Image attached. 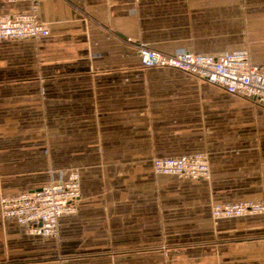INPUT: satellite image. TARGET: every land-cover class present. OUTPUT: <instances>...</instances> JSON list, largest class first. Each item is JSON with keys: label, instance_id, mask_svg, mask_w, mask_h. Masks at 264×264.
Instances as JSON below:
<instances>
[{"label": "crops", "instance_id": "obj_1", "mask_svg": "<svg viewBox=\"0 0 264 264\" xmlns=\"http://www.w3.org/2000/svg\"><path fill=\"white\" fill-rule=\"evenodd\" d=\"M39 38L0 40V197L80 175L56 238L0 215V264H264V105L173 68L142 67L127 38L169 54L248 48L264 64V0H0ZM205 152L211 177L157 174L155 157ZM172 246L164 258L161 245Z\"/></svg>", "mask_w": 264, "mask_h": 264}, {"label": "built area", "instance_id": "obj_2", "mask_svg": "<svg viewBox=\"0 0 264 264\" xmlns=\"http://www.w3.org/2000/svg\"><path fill=\"white\" fill-rule=\"evenodd\" d=\"M49 34L47 25L33 13L0 15V40L39 38ZM136 50L139 62L146 68H173L199 80L219 86L264 105V64L252 61L248 48L228 50L219 56L185 51L164 53L142 41L127 38ZM153 170L157 174L189 179L211 177L208 155L205 152L179 156L155 157ZM80 196V175L71 170L66 180L50 182L42 187L0 197V215L14 219L32 235L53 237L58 233V219L76 211ZM264 213V202L243 200L211 205L213 218L241 217Z\"/></svg>", "mask_w": 264, "mask_h": 264}, {"label": "rangeland", "instance_id": "obj_3", "mask_svg": "<svg viewBox=\"0 0 264 264\" xmlns=\"http://www.w3.org/2000/svg\"><path fill=\"white\" fill-rule=\"evenodd\" d=\"M243 201V200H239ZM57 236V235H56ZM56 236L50 237V238H56ZM172 250V246H170L168 243H163L161 245V251L164 258H167L170 251ZM18 261H26L24 263L29 264H65V257L62 253L55 251V252H46L43 251H37L31 255L21 256L17 258Z\"/></svg>", "mask_w": 264, "mask_h": 264}]
</instances>
